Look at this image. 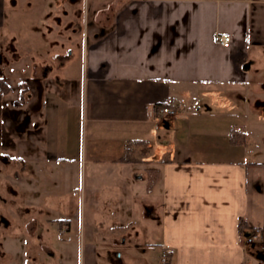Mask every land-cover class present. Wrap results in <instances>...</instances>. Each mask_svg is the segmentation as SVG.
<instances>
[{
  "label": "crops",
  "instance_id": "0c3cea01",
  "mask_svg": "<svg viewBox=\"0 0 264 264\" xmlns=\"http://www.w3.org/2000/svg\"><path fill=\"white\" fill-rule=\"evenodd\" d=\"M19 1L10 0V6L16 8ZM89 2L91 39L79 111L86 128L90 125L85 153L91 143L90 159L96 166L126 168L153 164L148 158L157 147L164 155L157 167L146 169L161 172L154 184L162 189L159 241L141 248L158 247L160 253L152 261L138 256L137 264H163L164 247L175 251L172 264H264V149L260 159L246 157L257 102L264 104L263 76L255 67L264 61V0ZM7 6L0 0V30ZM224 33L232 38L227 48L219 41ZM30 61L26 103L39 107L35 111L40 117L26 129L25 153L33 147L30 141L44 135L45 160L65 162L54 155L58 143L67 150L63 131L71 104L67 87L59 90L65 79H50L52 67ZM160 103H168L165 107L174 108L176 116H163L156 110ZM259 122L264 124V118ZM57 127L61 134H56ZM234 132L243 133L247 144H233ZM59 136H64L61 142ZM130 140L145 141L147 156L137 146L140 162H117ZM97 147L111 155L97 157ZM241 219L248 235L261 233L256 244H246ZM71 228L68 220L61 233ZM80 229L82 234L83 222ZM87 247L83 264L125 260L112 248L100 253L96 243Z\"/></svg>",
  "mask_w": 264,
  "mask_h": 264
},
{
  "label": "rangeland",
  "instance_id": "374dc122",
  "mask_svg": "<svg viewBox=\"0 0 264 264\" xmlns=\"http://www.w3.org/2000/svg\"><path fill=\"white\" fill-rule=\"evenodd\" d=\"M6 2L5 25L0 30V78L8 88L6 93L0 90V264H83L90 243H96L100 253L106 248L123 253L125 260L113 259L115 264H137L142 255L156 260L158 247L141 248L159 241L162 189L154 184L160 181V173L146 169L158 166L162 150L157 147L148 158L153 164L128 168L112 163L96 166L90 159L91 143L85 153L90 125L86 128L79 111L92 3L23 0L12 8L10 0ZM26 56L52 67L50 79H65L59 90L67 87L71 104L63 131L67 150L58 143L54 154L66 158L65 162L45 160L44 135L30 141L33 147L25 153L26 129L35 116L40 117L36 112L40 108L26 103L25 71L31 66ZM255 67L261 69L264 82V61H257ZM257 104L249 159L263 157L264 124L259 120L264 118V104ZM60 130L55 129L57 135ZM60 137L61 142L64 136ZM96 149L101 159L111 155L105 148ZM61 219L71 222L68 234L50 222ZM82 222L85 230L80 234Z\"/></svg>",
  "mask_w": 264,
  "mask_h": 264
},
{
  "label": "trees",
  "instance_id": "16d2710c",
  "mask_svg": "<svg viewBox=\"0 0 264 264\" xmlns=\"http://www.w3.org/2000/svg\"><path fill=\"white\" fill-rule=\"evenodd\" d=\"M5 85H6L5 82L0 78V90H2L3 93H6L7 89H8ZM167 105H168V103H160L156 106V110L159 111ZM230 141L233 144H240V145H245L247 143L246 136L241 132H234L230 137ZM137 146L142 147L141 155L147 156V153H148L150 148L148 147V145L145 141H143V140H130L125 145V153L123 154V156H121L117 160V162H120V163H133V162L137 163V162H140V160L136 157L135 147H137ZM157 172L161 173L157 169L151 170V173L156 174ZM50 222L55 224V225H59L61 227L64 224H67L68 220H63V219H61V220H50ZM239 229H240V233L242 234V237L245 238L246 236H248V234L246 232L248 231L249 227H248V225L244 219H241ZM174 255H175V251L173 249H169V248L164 247L163 252H162V263L163 264H172L173 259H174Z\"/></svg>",
  "mask_w": 264,
  "mask_h": 264
},
{
  "label": "built area",
  "instance_id": "2783aa9c",
  "mask_svg": "<svg viewBox=\"0 0 264 264\" xmlns=\"http://www.w3.org/2000/svg\"><path fill=\"white\" fill-rule=\"evenodd\" d=\"M231 35L229 33H224V34H221L219 36V41H220V44L223 46V47H229L230 44H231ZM161 113L163 114V116L165 117H168V118H171L173 116H176L177 114V111L174 109V108H171V107H164L162 108L161 110ZM261 238V234L259 231H254L251 235H249L246 239H245V242L247 244H254L256 243L259 239Z\"/></svg>",
  "mask_w": 264,
  "mask_h": 264
}]
</instances>
